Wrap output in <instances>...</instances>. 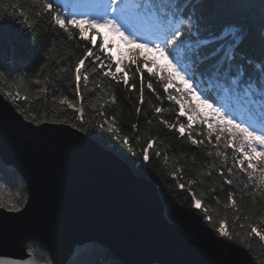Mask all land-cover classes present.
<instances>
[{"label":"trees","instance_id":"16d2710c","mask_svg":"<svg viewBox=\"0 0 264 264\" xmlns=\"http://www.w3.org/2000/svg\"><path fill=\"white\" fill-rule=\"evenodd\" d=\"M121 2L129 3L130 0ZM47 3H52L54 10L59 11L62 18L71 19L63 9L61 0H0V21L4 22L5 26L4 35L0 38V91L4 96L32 122L40 123L58 117L60 120H66L65 124L71 126L77 124L76 128L79 130L80 125L76 116L80 113H77L75 108L82 107L85 121L83 127L86 129L82 132L115 152L136 174L146 177L156 185L168 220L199 242L238 256L250 264H264V243L258 238H246L244 243L248 248L245 249L242 245L219 236L215 231L220 226V220L226 222V230L237 239L239 238L236 237L237 233L241 237L246 236V231L240 225L254 223L264 227V187H260L259 190L256 188L258 184L264 185V180L257 174L250 184L247 174L241 172L239 166L233 167V146L224 147L223 135L221 143L216 146L215 125L219 118L214 116L209 105L213 107L220 105L208 100L199 90L193 93L184 92L187 85L182 82L181 77L175 75H173L175 82L169 85V91L165 93L160 70L163 69L165 76L174 73L175 70L168 63L170 57L165 59L153 46H143L144 42L126 44L115 57L109 50L111 43H105L102 29H90L86 24L82 25L87 38L81 36L75 25L61 29L53 23V13L45 10ZM207 12L212 16L258 18L260 0H207ZM93 36L96 37L95 44L91 40ZM101 43H104V49L100 48ZM249 47L255 49L259 55L258 39L250 43ZM89 49L93 50L95 56L103 59L105 64H110L111 71L116 70L115 61L121 60L120 67L123 71L118 73L117 79L127 74L129 84L135 85V89L126 86L122 80L117 83L104 77L103 73H93L92 69L97 65L94 58H89L82 66L81 97L77 99L75 66ZM144 57L148 60L155 58L159 67L146 63ZM134 58H137L136 64L131 62ZM166 65L168 67H165ZM137 67L143 70L144 84V103L141 105L139 115L136 107L140 97L141 74L136 73ZM148 68H153L157 75L152 76L147 71ZM85 72L89 75L87 87L83 80ZM149 82L153 84L156 94L147 89ZM170 95L179 99L183 108L175 100H169ZM112 97H115L114 104L111 103ZM206 100L207 103L204 102ZM69 103L74 107L68 108ZM101 104L107 106V115L114 117L113 126L119 130L120 135L129 138L135 155L106 131L93 127L94 124L100 123L96 112L100 111ZM155 107H162L164 111L156 114ZM261 107L264 105L261 104ZM242 112L243 118L238 116L236 123L247 118V112L243 110ZM189 116L193 118L191 121L193 135L205 141L198 147L190 144L187 134L181 137L177 131H172L161 123V120H167L177 127L180 124L187 126ZM133 124L138 126L137 129L132 128ZM209 124L213 125L211 144L208 143L206 136ZM224 135H227V130ZM149 141L155 143L149 149L150 162L145 163L142 150L148 147ZM218 150L227 156V167H233V175L229 177L233 180L231 186L224 184L223 179L212 167L213 165L215 168L223 167L221 164L223 157L216 155ZM122 152L127 155H123ZM157 152L161 155L157 156ZM208 152L212 155L208 156ZM227 167H224L225 175ZM173 172L177 173L178 178L172 176ZM17 173L12 166L4 164L0 159V201L11 203L25 200L24 181L21 185H14L8 179ZM189 180L195 181L194 185L189 186L187 183ZM179 184H184V188L178 187ZM193 193L196 199L202 201V207L199 209L194 204ZM229 193L234 197V206L228 201ZM205 209L212 217L213 224H208L204 219ZM234 216L239 218L235 223ZM245 217L250 219L246 220ZM236 249L244 255H239ZM27 250L39 262L51 263L49 255L37 247L28 244ZM77 261H82L83 264H126L97 242L78 246L66 264H77Z\"/></svg>","mask_w":264,"mask_h":264},{"label":"water","instance_id":"95a60500","mask_svg":"<svg viewBox=\"0 0 264 264\" xmlns=\"http://www.w3.org/2000/svg\"><path fill=\"white\" fill-rule=\"evenodd\" d=\"M0 159L26 176L29 202L0 209V264H44L28 244L66 264L88 242L126 264H250L168 220L156 185L115 152L69 124L25 119L1 91Z\"/></svg>","mask_w":264,"mask_h":264},{"label":"snow or ice","instance_id":"6c2138e0","mask_svg":"<svg viewBox=\"0 0 264 264\" xmlns=\"http://www.w3.org/2000/svg\"><path fill=\"white\" fill-rule=\"evenodd\" d=\"M45 10L53 13V23L61 29H66L70 25H75L81 32V36L87 38L82 25H87L90 29L107 28L113 33H118L120 38L125 42L134 40H144L146 43L143 46L152 45L155 51L165 59L171 58L170 66L175 70L167 76L163 74V69L160 70V79L164 83V92L169 91V85L173 84V75L181 77L182 82L187 85L184 89L186 93H193L197 90L200 93L219 104V107L209 105L215 117H218L215 125V141L218 147L224 136V147L233 146V167L239 166V170L244 172L249 177L251 184L253 178L259 174L264 180V107L259 110L255 108L257 102L264 105V0H260V15L244 16L237 18H229L224 16H212L207 12V0H130L129 3H122L121 0H110L108 9L103 13L88 15L81 13V18H76V13L69 12L68 16L71 19L62 18L59 11L54 10L52 3L45 5ZM23 15V13H21ZM5 32L4 22L0 21V38ZM127 33V35H125ZM99 35V33H97ZM259 43V55L255 49L250 48L249 44ZM93 44L96 43V37H91ZM104 43L100 44V48L104 49ZM89 58H94L96 68L92 69L93 73H103L104 77L110 78L111 81L117 83L122 80L124 84L133 90L135 85L129 84L128 76L117 79L118 73L122 72L120 67L122 61L117 59L116 70L111 71V65L105 64L104 60L98 56L92 49L84 53L75 66L76 73V97L80 99L81 89V71L85 61ZM111 59V57H109ZM146 63H150L153 67H159L156 64L155 58L148 60L144 57ZM258 61V62H257ZM132 64H136L137 58L132 59ZM165 67H168L166 65ZM147 71L156 76L157 73L153 68H148ZM143 70L140 67L136 68V73L141 74L140 97L137 103L136 112L139 115L141 105L144 103L143 93ZM85 87L89 80L88 73L83 75ZM39 83V81H37ZM99 87V85H97ZM147 89L156 94L153 84L149 82ZM157 99L159 96L157 95ZM169 100H175L183 108V104L174 96H169ZM207 103V100L204 101ZM111 103H115V97H112ZM251 103L252 108L246 109L247 118L240 123H236L239 119L237 111L242 105ZM74 105L69 103L68 108H73ZM95 110V109H93ZM155 113L160 114L164 111L162 107H155ZM195 111V109H192ZM75 111L80 113L76 116L79 121L80 130L84 131L83 125V108L76 107ZM108 108L106 105H100V111L96 112V117L100 118V123L94 124L93 127L99 128L101 131H106L113 136L115 140L120 141L124 148L135 155L132 149L129 138L122 137L113 125L114 117L107 115ZM28 117L25 116V119ZM192 116L188 117L189 124L186 126L180 124H171L167 120H161V123L172 131H177L181 137L187 134L188 140L192 146H200L205 143L204 139H197L193 135ZM35 120V117H33ZM49 123H66V120H60L56 117ZM258 126V127H257ZM73 128L77 124H72ZM137 125L133 124L132 128L137 129ZM227 130V135H224ZM196 135H205L204 133H196ZM208 143H212L213 125H208L206 133ZM155 141H149L148 147L144 148L143 159L145 163L150 162L149 149ZM123 155H127L123 153ZM239 154V156H237ZM157 156L161 155L159 152ZM212 153L208 152V156ZM218 157H223L221 164L223 167L215 168L218 175L223 179V183L231 186L233 180L230 179L233 175V167H227V156L219 150L216 152ZM247 162V167H245ZM224 167H227V175H225ZM211 173H209L210 175ZM172 176L177 177V173L173 172ZM9 182L14 185H21L22 181L27 180L25 175L19 173L8 177ZM189 186L194 185L195 181L189 180ZM178 187L184 188V184H179ZM264 185L258 184L257 190ZM194 204L197 209L202 207V201L196 199L195 194L192 195ZM228 201L234 206L235 200L231 193L228 195ZM29 205L27 199L24 201L17 200L16 202L5 203L0 201V209H7L10 212L23 214L27 208L24 205ZM204 219L208 224H213L214 221L205 209ZM239 218L233 217L235 223ZM245 219H250L245 217ZM219 228L215 231L219 236L226 238L228 241L238 243L245 249L248 245L244 240L252 237L258 238L261 243H264V227L254 223L240 225L246 231V236L233 235L226 230V222L220 220ZM31 244H35L45 251H49L38 240L27 238ZM237 253L244 255L239 249ZM55 264H61V261L53 256ZM77 264H83L82 261H77Z\"/></svg>","mask_w":264,"mask_h":264},{"label":"rangeland","instance_id":"374dc122","mask_svg":"<svg viewBox=\"0 0 264 264\" xmlns=\"http://www.w3.org/2000/svg\"><path fill=\"white\" fill-rule=\"evenodd\" d=\"M128 3V2H125ZM61 4L65 12L68 14L69 12L76 13V18H81V13H86L88 15H95L96 13H103L108 9L110 4V0H61ZM75 8H78L75 10ZM104 31V40L105 43H111V47L109 50L114 54L115 57L121 52V50L125 47L126 44H130L131 42H125L120 38L118 33H113L109 31L107 28L102 29ZM127 35V33H125ZM135 41V40H134ZM133 42V41H132ZM119 43L120 45H116ZM121 48V49H120ZM170 64V62H168ZM261 106V103L257 102L255 104V108L258 110ZM253 105L251 103L242 105L240 112L237 113V116L243 118V112H247V108H252Z\"/></svg>","mask_w":264,"mask_h":264},{"label":"bare ground","instance_id":"6f19581e","mask_svg":"<svg viewBox=\"0 0 264 264\" xmlns=\"http://www.w3.org/2000/svg\"><path fill=\"white\" fill-rule=\"evenodd\" d=\"M78 8H75V10H77Z\"/></svg>","mask_w":264,"mask_h":264}]
</instances>
